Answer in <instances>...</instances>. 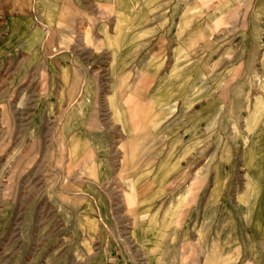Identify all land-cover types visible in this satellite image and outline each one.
Masks as SVG:
<instances>
[{"label": "rangeland", "instance_id": "374dc122", "mask_svg": "<svg viewBox=\"0 0 264 264\" xmlns=\"http://www.w3.org/2000/svg\"><path fill=\"white\" fill-rule=\"evenodd\" d=\"M264 264V0H0V264Z\"/></svg>", "mask_w": 264, "mask_h": 264}, {"label": "crops", "instance_id": "0c3cea01", "mask_svg": "<svg viewBox=\"0 0 264 264\" xmlns=\"http://www.w3.org/2000/svg\"><path fill=\"white\" fill-rule=\"evenodd\" d=\"M115 264H128L127 262L126 263H120V261H117Z\"/></svg>", "mask_w": 264, "mask_h": 264}]
</instances>
